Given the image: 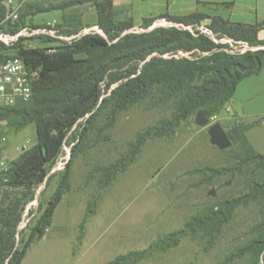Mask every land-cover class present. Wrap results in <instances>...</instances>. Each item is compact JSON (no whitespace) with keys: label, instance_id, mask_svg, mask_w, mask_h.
<instances>
[{"label":"rangeland","instance_id":"374dc122","mask_svg":"<svg viewBox=\"0 0 264 264\" xmlns=\"http://www.w3.org/2000/svg\"><path fill=\"white\" fill-rule=\"evenodd\" d=\"M73 1L77 0H13L19 24L8 21L0 25V34L13 36L12 30L21 32L53 18L56 12L28 18L30 13L50 6L64 10L71 7L66 18L80 24V9L73 8L80 4ZM5 9L6 18L12 8ZM117 19L124 21V17ZM165 22L147 29H130L121 37L156 29L184 30V26H191L192 33L206 37V30L211 31V23L206 22ZM11 24L14 28L9 29ZM81 31L85 35L93 33L92 28ZM76 40L30 37L24 33L18 42H0L7 48L21 42L30 49L54 55L68 51ZM117 42L119 39L111 44ZM128 45L106 53L77 54L75 59L84 61L78 68L95 67L125 55ZM249 46L250 53L264 50V44ZM189 54L179 51L174 56ZM158 55L155 52L142 62L126 61L123 68L112 74H124L137 65L140 69ZM122 82L108 88L106 81L102 83V97L93 112L96 114L86 115L73 127L42 184L33 190L0 187V202H7L5 206L8 197H27L23 199L15 236V248L22 249L57 191L72 151L76 150L62 201L44 237L30 247L22 264H255V255L249 248L264 235V165L246 158L251 154L245 149L244 139L264 154V69L260 75L244 80L230 104L218 115L209 117L210 126L221 124L233 138L231 148L225 151L211 144L209 127L196 126L195 116L177 128H166L167 136L142 143L139 134H153L154 128L164 127L173 119V104L158 91L124 104L123 96L112 98V92ZM103 99L108 101L99 108ZM25 107L31 109L35 105ZM92 114L91 125L86 128ZM22 124V119L13 115L0 117V156L9 164L37 143L36 125ZM214 213L221 214V223L204 227L196 222L186 229L193 218L201 222L204 215ZM182 232L185 235L179 238ZM258 264H264V253Z\"/></svg>","mask_w":264,"mask_h":264},{"label":"trees","instance_id":"16d2710c","mask_svg":"<svg viewBox=\"0 0 264 264\" xmlns=\"http://www.w3.org/2000/svg\"><path fill=\"white\" fill-rule=\"evenodd\" d=\"M3 1L0 0V24L6 16ZM72 3H92L98 11L97 26L104 35L101 33L84 35L74 41L68 51L54 55L46 54L44 50L37 48H28L21 43L23 39L13 48H7L0 42V60L20 57L28 67L38 73L33 84V98L29 103L0 108V117L13 115L21 118L22 126L34 123L37 136L36 145L9 165L7 183H4V177L0 176V187L33 190L45 181L48 168L60 156L73 127L80 119L93 113L99 105L102 97L101 86L105 81L108 88L124 80L112 92V98L117 95L123 96L124 104L137 101L143 95L155 91H158L163 98L171 100L174 109L173 119L164 127L154 128L153 134L151 131L139 134L138 139L143 143L149 138L167 136L169 130L166 128H177L181 122L194 117L200 111L208 118L218 115L230 104L240 84L249 77L260 75L264 69V50L240 55L231 54L226 51L229 48L226 44H217L199 32L191 33L176 28L127 34L122 38L121 35L132 29L134 24L131 18L124 21L117 19L118 12L114 9L113 0H77ZM56 9L62 7L50 6L39 12L30 13L28 18ZM161 18L179 24L193 25L206 19V16L164 15L159 19ZM157 19L144 20L143 29L151 27ZM14 23L19 24V21ZM35 25L34 28H41L47 24ZM7 27L14 28L12 24ZM55 27L66 36L78 35L83 29L81 23L78 24L75 20L67 18L64 24ZM261 28L262 25L233 24L219 18L212 19L210 25L211 31L219 39L227 37L249 45L264 44V41H259L257 38ZM1 29H5V26H1ZM18 31L19 29L12 30L11 33L16 34ZM117 39L119 42L111 44ZM125 43H129L127 54L95 67L78 68L80 64H84V61H77L75 55L95 51L106 53L121 48ZM179 51L190 54L187 57L174 56V53ZM155 52L159 55L145 62L140 69L137 65L130 67L124 74H112L115 69L123 68L126 61H146L147 57ZM165 54L171 56L164 57ZM107 101L108 99H103L99 108ZM30 103L35 107L26 108L25 105ZM93 114L89 116L86 128L91 125ZM227 134L232 141V136ZM244 142L247 153L251 154L246 158L253 163L260 162L264 165V154L257 152L252 145H248L246 139ZM76 154V150H73L57 191L22 249L15 248V236L17 224L21 219V209L24 206L23 199L26 196L22 194L19 200L8 197L7 206H5L7 202H0V264H5L6 260H8L7 264H22L30 247L36 240L44 237V231L49 228L54 212L67 189ZM220 215L219 213L204 215L201 222L199 218H193L192 222L186 225V229L194 226L196 222L204 227L216 222L221 223L223 218ZM183 235L185 232L179 234V238ZM178 241L177 239L176 242ZM249 250L254 253L255 264H258L264 253V235L258 241H254Z\"/></svg>","mask_w":264,"mask_h":264},{"label":"crops","instance_id":"0c3cea01","mask_svg":"<svg viewBox=\"0 0 264 264\" xmlns=\"http://www.w3.org/2000/svg\"><path fill=\"white\" fill-rule=\"evenodd\" d=\"M113 6L119 17H124V20L132 19L134 24L132 29L134 30L142 29L146 19L158 18L152 25L156 26L157 23L161 24L166 21L164 18L159 19L164 15L186 17L192 14H202L206 16V19L201 21L202 23H211L212 19L219 18L233 24L262 25L257 38L259 41H264V0H113ZM73 8L80 9V23L84 30L92 28L93 33H100L101 30L99 31L100 28L97 26L98 11L92 3H82ZM71 9L70 7L66 10L46 11L56 12V14L51 19L43 20L40 25L51 23L58 26L64 24V20L72 11ZM40 14L42 13L38 15ZM79 34L85 35L82 31ZM101 34H103L102 31Z\"/></svg>","mask_w":264,"mask_h":264},{"label":"built area","instance_id":"2783aa9c","mask_svg":"<svg viewBox=\"0 0 264 264\" xmlns=\"http://www.w3.org/2000/svg\"><path fill=\"white\" fill-rule=\"evenodd\" d=\"M7 8H12L9 15L2 21L5 24L8 21L17 22L19 15L16 9H13V0L3 1ZM191 30V26H184V30ZM208 36L217 44H226L229 46L228 51L231 54H244L251 50V47L246 42L235 41L231 38L224 37L219 39L216 34L210 30H206ZM45 36L49 38H55L59 40H76L80 38V34L71 37H65L56 27L48 23L41 28H24L21 32L14 34L13 36L7 34H0V41L8 43L18 42L22 35ZM221 42V43H219ZM241 49H238V48ZM185 56V55H182ZM188 55H186L187 57ZM38 73L28 67L24 60L20 57H10L8 59L0 60V108L1 107H13L18 104L29 103L33 98V84L37 79ZM6 141V138L1 139ZM9 162L6 158L0 156V176L4 177L3 182L7 183V175L10 170Z\"/></svg>","mask_w":264,"mask_h":264},{"label":"water","instance_id":"95a60500","mask_svg":"<svg viewBox=\"0 0 264 264\" xmlns=\"http://www.w3.org/2000/svg\"><path fill=\"white\" fill-rule=\"evenodd\" d=\"M194 124L198 127H209L208 135L210 137V142L220 151L231 148L232 142L221 124L216 123L210 126L209 118L202 111L195 115Z\"/></svg>","mask_w":264,"mask_h":264}]
</instances>
